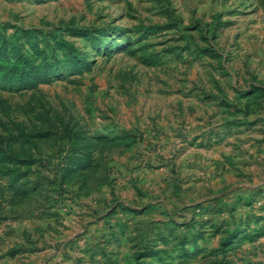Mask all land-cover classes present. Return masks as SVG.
<instances>
[{
    "label": "rangeland",
    "instance_id": "374dc122",
    "mask_svg": "<svg viewBox=\"0 0 264 264\" xmlns=\"http://www.w3.org/2000/svg\"><path fill=\"white\" fill-rule=\"evenodd\" d=\"M0 264H264V0H0Z\"/></svg>",
    "mask_w": 264,
    "mask_h": 264
}]
</instances>
